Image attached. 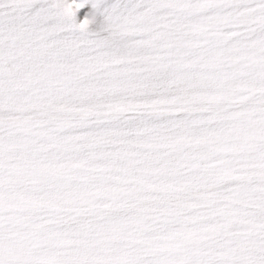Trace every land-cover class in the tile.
Wrapping results in <instances>:
<instances>
[{"label":"snow or ice","instance_id":"obj_1","mask_svg":"<svg viewBox=\"0 0 264 264\" xmlns=\"http://www.w3.org/2000/svg\"><path fill=\"white\" fill-rule=\"evenodd\" d=\"M0 264H264V0H0Z\"/></svg>","mask_w":264,"mask_h":264},{"label":"rangeland","instance_id":"obj_2","mask_svg":"<svg viewBox=\"0 0 264 264\" xmlns=\"http://www.w3.org/2000/svg\"><path fill=\"white\" fill-rule=\"evenodd\" d=\"M90 8H91V5L88 4V5H86V7L84 9L80 10L77 13L78 18H83L85 12L88 11ZM101 21H102V17L97 16L96 23L91 25L92 30H94V31L97 30L100 27Z\"/></svg>","mask_w":264,"mask_h":264}]
</instances>
